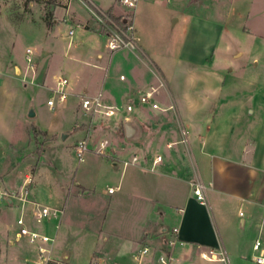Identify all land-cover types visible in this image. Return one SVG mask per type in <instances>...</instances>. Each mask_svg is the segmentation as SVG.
<instances>
[{
  "label": "crops",
  "instance_id": "obj_1",
  "mask_svg": "<svg viewBox=\"0 0 264 264\" xmlns=\"http://www.w3.org/2000/svg\"><path fill=\"white\" fill-rule=\"evenodd\" d=\"M73 1L75 0H69L54 10V24L50 33L46 35L51 34L48 40L52 48H55L53 44L58 46L56 34H53L55 23L63 21L68 24L67 35L64 37L67 40L64 53L69 51L71 55L63 66L75 72L79 69V64L83 61L85 64H90L87 61L90 60L92 68L96 70L94 74L97 76L92 82L87 83V87L80 92L71 91L70 95H81V97L100 95L104 103L113 104L119 108L117 115L112 117L115 118L113 127L106 123L97 124L92 117L88 123H82V126L87 131L85 138L91 142L93 148L98 146L99 140H107L110 144L109 158L113 160V165L116 167L122 164V178L119 184L109 187L114 188L113 193H109L108 190L104 193L113 197L125 186L124 196L127 195V199L131 202L130 207L118 209L116 203L120 202V198H114L112 201L114 205L105 208L106 215L102 217L103 224L100 223L95 231L100 236V231H103L105 226L111 236H104L102 240H98L99 246H97V239L94 242L91 240L90 243L87 239L89 244L88 246L84 244V248L88 260L99 264H139L138 252L148 247L150 253L145 258L148 264H164L158 260V257L164 255L169 257L168 264H259L255 261L256 252L253 250V244L259 237L264 240V174L260 173L259 178L251 176L248 182L241 180L232 191L231 188L226 187L218 190V193L224 196L228 211H223L219 207L216 212L213 210L208 187L209 203L208 205L201 204L194 195L192 183L198 178L204 181L198 162L203 161V156L209 155L213 150L214 146L210 138L214 137L212 135L216 131L211 129L210 118L201 117L203 99L197 95L179 96L173 93L170 81H167V75L156 59L154 51L147 45L145 35L142 31L139 32L135 23L139 48L111 50L107 45L108 40L104 29L95 27L93 17L85 11L86 4L82 2L85 8L75 1L85 9L86 14L81 15L76 10ZM88 1L97 7L100 6L99 4H104L102 6L106 9L99 8L107 11L114 18L121 20L131 17L134 22L135 10L120 4V0ZM170 1L176 3L178 0ZM225 1H186L188 9L184 7V14L188 18L187 27L192 32L194 29L196 31L194 38L187 43L185 52L180 58V61L188 65L189 74L198 73L199 69H215L217 60L228 57L223 53L224 49L229 50L228 46L221 45L222 37L227 34L224 24L227 22L226 16L237 15L239 10L238 7L232 5L228 9L232 15L226 13L223 9ZM57 9L61 10L59 17L56 15ZM197 19L206 22L200 29L201 31L196 29ZM176 21L178 18L175 17L174 22ZM233 22L230 24L231 31H236V33L241 30L243 33L245 30L248 31L246 26L241 27ZM70 30H73L72 34H69ZM204 34L216 38L211 48L209 47L212 43L210 39L206 41ZM59 48L63 49L61 44ZM52 54H55L53 50L37 47L36 52H33L35 68L31 77L28 80L25 75L27 66L23 72L20 66H16L15 71L19 76L17 79L24 86L32 81L47 86L46 80ZM241 55L242 51H236L233 54L234 57ZM61 66L62 64L59 68ZM97 70L102 71L100 72L102 74H98ZM230 70L233 68L230 67ZM10 79L15 81V78H0V86H6V82ZM160 85L164 86V93ZM51 87L53 86H48V89L51 90ZM153 88L158 89L154 102H157L160 108H153L151 104L144 105L139 101L141 94ZM88 91L91 95H87ZM256 100L257 96H252L253 105ZM129 105L132 106L131 110L127 109ZM171 105H174V108L171 109ZM247 111L252 115L257 109L250 106ZM159 114L171 115L175 118L177 125L173 124L167 135L162 131H158L155 135L153 133L151 136L144 134L141 124L143 125ZM128 123L134 127V133L126 126ZM187 124L192 128L196 137L197 143L194 148L190 144ZM29 127L31 126H22L17 132L12 124L2 125L0 127V148L4 144L15 145L27 141ZM76 127L73 126V128ZM232 127V124H226L224 128L217 129V133L224 135L230 132ZM38 128L46 134V145H49L53 139L49 136L52 132L43 127L38 126ZM141 131L142 137H140ZM135 135L137 140L132 137ZM93 136H97L98 139L92 141ZM158 154L162 155L163 159L154 165L153 160ZM134 155L137 156L136 162L125 165L123 161L132 160ZM83 160L84 154L79 162ZM242 162L245 167L253 168L246 165L244 160ZM205 172L207 173L206 168ZM19 175L20 172L16 171L14 177L12 174L0 177V264H34L33 261L36 260L35 245L29 243L26 237H18L17 228L7 224L13 216L20 214L25 218V224L30 230L47 234L54 239L52 242L53 255L56 259L62 260L61 264H76L74 250L70 244L73 239L70 235L71 214L78 206L76 203L84 197V193L75 188L74 183L71 184L67 198L60 207L63 214L58 218H48L37 222L33 217V212L39 206H50L42 203L37 196L35 178L27 174L20 178ZM26 176L31 178L29 184L31 186L33 183V187L28 188L24 183ZM15 177H18V180ZM5 188L9 191L13 190V195L5 198L2 194ZM235 204L238 205L233 208ZM95 208L93 206L91 210ZM240 211L245 212L243 218L240 216ZM2 213L5 214L4 219H1ZM118 220H121L119 227L117 226ZM171 223L178 228L182 244L179 242L175 245L170 244L174 238L172 230L168 231ZM117 228L118 232L113 231ZM210 249L224 251L227 261L204 258L202 253Z\"/></svg>",
  "mask_w": 264,
  "mask_h": 264
},
{
  "label": "rangeland",
  "instance_id": "obj_2",
  "mask_svg": "<svg viewBox=\"0 0 264 264\" xmlns=\"http://www.w3.org/2000/svg\"><path fill=\"white\" fill-rule=\"evenodd\" d=\"M67 1L69 0H0V78H15V81H7L6 86H0V127L12 124L18 132L22 126H31L28 128L27 141L15 145L4 144L0 148V177L11 174L14 177L16 171L20 172V178H23L24 174L32 175L37 183V196L51 208H60L63 205L68 189L74 183V187L81 190L84 197L76 203L78 206L71 214L70 235L73 239L70 244L75 254L74 262L89 264L84 246H88L91 240L94 242L95 239L99 246L98 240L111 236L105 226L103 231H100V236L95 231L102 223V217L106 215L105 208L114 205V198H120V202L116 203L118 209L130 207L131 202L127 195L124 196L125 186L113 197L104 193L110 186L119 184L122 178V164L115 167L113 160L109 158V151L106 155L98 154L96 147L93 148L91 142L85 138L87 131L82 126V123H88L92 117L97 124L106 123L113 127L115 118L97 114L93 116L91 112H85L79 106L81 95H70L71 91L80 92L87 87V83L97 76L94 74L96 70L92 68L90 60H87L90 64H85L84 61L79 64V69L75 72L63 66L71 55L69 51L64 53L67 44L64 37L67 35L68 24L60 21L54 25L53 34H56L57 47L53 44L55 48H52L48 40L51 34L46 35L54 24V10ZM75 1L86 8L82 3L84 0ZM75 1L73 2L76 10L81 15L87 11L89 16L93 17L95 27L102 28L91 11L88 8L83 9ZM186 1L178 0L173 3L170 0H138L137 6L130 9L135 10L134 23L139 32L142 31L145 35L147 45L154 51L167 75V81H170L173 93L179 96L197 95L204 101L201 117L210 118L211 129L216 131L212 135L214 137L210 138L213 150L209 155L203 156L204 162L199 160L198 163L208 187L213 210L216 212L219 207L228 211L224 196L220 195L218 190L226 187L232 191L241 180L248 182L251 176L259 178L260 173L264 174V0H224L223 9L226 13H230L228 9L232 5L239 10L237 15L230 13L231 17L226 16L227 22L224 24L227 34L222 37L221 45L228 46L229 50H223L228 57H224L225 60H217L215 69H199V72L193 75L189 74L188 65L180 61L187 43L191 42L196 34L195 29L192 32L187 27L188 18L184 14V7L188 9ZM99 5L106 9L102 6L104 4ZM60 11H56L58 17ZM175 17L178 18L176 22ZM231 19L241 27L246 26L248 31H231ZM195 23L199 31L206 24L202 19H197ZM204 35L206 41L210 39L211 48L216 38ZM60 44L63 49L59 48ZM27 47H30L32 52H36L39 47L53 50L55 53L51 57L47 86L35 81L24 86L17 79L19 76L15 71L16 66H20L22 72L28 67L25 74L28 80L35 68L34 63L29 67L25 61ZM236 51H242V55L234 57ZM230 67L233 70H230ZM97 71L102 74V71ZM58 78L67 79L68 84L64 89L69 95L64 102L51 109L46 101L54 96V93L48 86L54 87ZM95 87L98 88L96 84ZM159 87L164 93V86ZM87 93L91 95L89 91ZM252 96H257L255 105L252 104ZM250 106L257 109L256 113H248ZM30 109L34 112L33 117L28 116ZM173 124L177 125L174 117L159 114L141 124V130L144 134H149L148 136L153 133L155 135L158 131L167 135ZM226 124H232L233 129L224 135L217 133V129L224 128ZM38 126L52 132L49 135L53 138L49 142L50 146L46 145V134L37 129ZM126 126L134 133L135 129L131 123ZM187 130L190 144L194 148L196 137L188 124ZM132 137L138 139L136 135ZM81 138L87 141L88 148L84 152L83 162H79L73 146V143ZM91 139L95 141L98 137L93 136ZM243 160L253 168L242 165ZM15 178L18 180V177ZM14 184L16 185V182ZM29 186L30 184L27 185L28 188ZM13 193V190L9 191L7 188L2 192L5 198ZM236 205L238 204L233 208ZM93 206L96 208L91 210ZM4 218L5 214L2 213L1 219ZM120 222L121 220L117 221L118 227ZM173 227L171 223L168 231ZM113 231L118 232V228Z\"/></svg>",
  "mask_w": 264,
  "mask_h": 264
},
{
  "label": "built area",
  "instance_id": "obj_3",
  "mask_svg": "<svg viewBox=\"0 0 264 264\" xmlns=\"http://www.w3.org/2000/svg\"><path fill=\"white\" fill-rule=\"evenodd\" d=\"M85 1V2H84ZM83 2L86 4L87 8L91 11L94 18L100 24V27L104 29L105 35L108 40V47L111 50H117L121 48L128 49H138V38L136 37V28L134 22L131 17L123 18L121 21H117L112 15H110L107 11L100 9L93 3L88 0H84ZM138 0H120V2L129 7L135 8L137 6ZM73 30L69 31V34H72ZM33 52L30 47L25 49V61L29 67L33 66ZM68 84L66 78H58L56 80V85L51 88V91L54 93V96L47 99L46 103L49 108L53 109L56 104L62 103L66 100L68 92L65 91L64 87ZM158 89L153 88L151 91L145 92L140 96V103L147 105L151 104L153 108H160L157 102H154L155 94ZM80 108L85 112H91L94 115H103L108 118L114 117L117 115L119 108L113 104H106L103 101L102 96L95 97H87L82 96L80 98ZM170 108H174V105H171ZM128 110L132 109V106L129 105L127 107ZM98 146L96 147V152L98 154L106 155L109 143L107 140H99ZM75 155L80 161L83 157L84 152L88 150L87 141L84 139L78 140L74 145ZM163 159V156L158 154L155 156L153 160V164L156 165L160 163ZM137 160V156L134 155L132 160H124V164L128 165L131 163H135ZM31 182V178L26 176L24 179V183L28 185ZM193 190L196 199L204 205H208V195H207V185L205 182L198 178L193 183ZM25 191V189H24ZM109 193L114 192V188L108 189ZM26 192V191H25ZM63 214L62 209L60 208H51L48 206H39L34 212L33 217L35 221L40 222L44 219L48 218H58ZM240 216L243 218L245 216L244 211H240ZM7 224L11 227L17 228L16 235L18 237H26L28 242L35 245L37 257L36 260L33 261L34 264H61L62 260L54 258L53 255V247L52 242L54 239L44 233L30 230L25 224V218L23 215L13 216ZM172 234L174 236L173 240L170 241L171 245H175L176 243H183V241L179 238V230L174 227L172 229ZM253 250L256 252L255 261L259 264H264V240L262 238H257L253 244ZM150 253V249L148 247L142 248L137 254V260L139 264H148L145 261L146 256ZM202 256L209 260H223L227 261V256L224 251H217L214 249H210L208 252H203ZM169 257L167 255L158 257V260L164 264H168ZM89 264H99L97 262H90Z\"/></svg>",
  "mask_w": 264,
  "mask_h": 264
},
{
  "label": "water",
  "instance_id": "obj_4",
  "mask_svg": "<svg viewBox=\"0 0 264 264\" xmlns=\"http://www.w3.org/2000/svg\"><path fill=\"white\" fill-rule=\"evenodd\" d=\"M28 116H29V117H33V116H34V112H33L32 109H30V111H29V113H28Z\"/></svg>",
  "mask_w": 264,
  "mask_h": 264
},
{
  "label": "trees",
  "instance_id": "obj_5",
  "mask_svg": "<svg viewBox=\"0 0 264 264\" xmlns=\"http://www.w3.org/2000/svg\"><path fill=\"white\" fill-rule=\"evenodd\" d=\"M117 21H121L119 18H115ZM36 130V128H34Z\"/></svg>",
  "mask_w": 264,
  "mask_h": 264
}]
</instances>
